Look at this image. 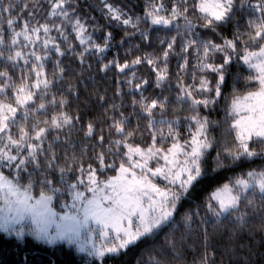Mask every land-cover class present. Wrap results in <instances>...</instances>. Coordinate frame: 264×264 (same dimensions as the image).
<instances>
[{"label":"snow or ice","instance_id":"snow-or-ice-1","mask_svg":"<svg viewBox=\"0 0 264 264\" xmlns=\"http://www.w3.org/2000/svg\"><path fill=\"white\" fill-rule=\"evenodd\" d=\"M0 236L264 264V0H0Z\"/></svg>","mask_w":264,"mask_h":264},{"label":"trees","instance_id":"trees-1","mask_svg":"<svg viewBox=\"0 0 264 264\" xmlns=\"http://www.w3.org/2000/svg\"><path fill=\"white\" fill-rule=\"evenodd\" d=\"M90 2L82 0V6L86 8ZM140 251L139 248L132 250L124 260L132 264ZM0 264H78V261L73 252L66 248L49 249L31 239L18 244L14 239L0 236ZM115 264H123V261L118 258Z\"/></svg>","mask_w":264,"mask_h":264}]
</instances>
